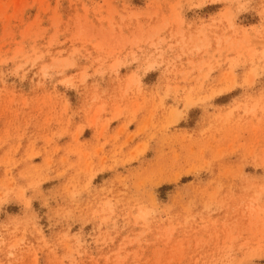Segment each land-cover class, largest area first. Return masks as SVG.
Listing matches in <instances>:
<instances>
[{"label":"rangeland","instance_id":"rangeland-1","mask_svg":"<svg viewBox=\"0 0 264 264\" xmlns=\"http://www.w3.org/2000/svg\"><path fill=\"white\" fill-rule=\"evenodd\" d=\"M0 264H264V0H0Z\"/></svg>","mask_w":264,"mask_h":264}]
</instances>
